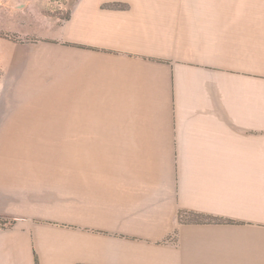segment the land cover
<instances>
[{
	"label": "crops",
	"instance_id": "1",
	"mask_svg": "<svg viewBox=\"0 0 264 264\" xmlns=\"http://www.w3.org/2000/svg\"><path fill=\"white\" fill-rule=\"evenodd\" d=\"M54 39L15 71L58 112L0 145V264H264V0H76Z\"/></svg>",
	"mask_w": 264,
	"mask_h": 264
},
{
	"label": "rangeland",
	"instance_id": "2",
	"mask_svg": "<svg viewBox=\"0 0 264 264\" xmlns=\"http://www.w3.org/2000/svg\"><path fill=\"white\" fill-rule=\"evenodd\" d=\"M75 1L0 0V145L17 119L43 118L58 112V100H23L13 95L17 81L15 71L25 65L31 50L55 42ZM35 140L39 142L42 138ZM3 220L7 219L0 217V221Z\"/></svg>",
	"mask_w": 264,
	"mask_h": 264
},
{
	"label": "trees",
	"instance_id": "3",
	"mask_svg": "<svg viewBox=\"0 0 264 264\" xmlns=\"http://www.w3.org/2000/svg\"><path fill=\"white\" fill-rule=\"evenodd\" d=\"M0 217L7 219V220L0 221V227L10 226V224L12 223L10 219L5 218V216H2V215H0ZM178 219L180 222H183V223H191V222L199 223L203 221L213 220L214 218H212L209 215L202 214V213H195V212H190V211H179Z\"/></svg>",
	"mask_w": 264,
	"mask_h": 264
}]
</instances>
